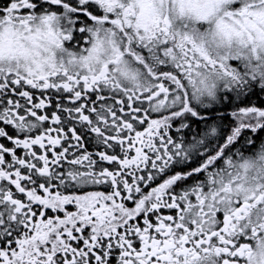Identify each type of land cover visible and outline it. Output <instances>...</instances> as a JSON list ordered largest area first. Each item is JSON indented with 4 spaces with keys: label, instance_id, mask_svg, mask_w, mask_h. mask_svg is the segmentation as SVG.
<instances>
[{
    "label": "snow or ice",
    "instance_id": "obj_1",
    "mask_svg": "<svg viewBox=\"0 0 264 264\" xmlns=\"http://www.w3.org/2000/svg\"><path fill=\"white\" fill-rule=\"evenodd\" d=\"M0 264H264V0H0Z\"/></svg>",
    "mask_w": 264,
    "mask_h": 264
},
{
    "label": "flooded vegetation",
    "instance_id": "obj_2",
    "mask_svg": "<svg viewBox=\"0 0 264 264\" xmlns=\"http://www.w3.org/2000/svg\"><path fill=\"white\" fill-rule=\"evenodd\" d=\"M259 143H260V141L258 140L257 141V148L259 147ZM245 154L248 155V154H251V153L246 152Z\"/></svg>",
    "mask_w": 264,
    "mask_h": 264
}]
</instances>
